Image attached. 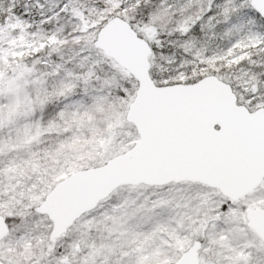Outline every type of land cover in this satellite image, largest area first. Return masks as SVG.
Returning a JSON list of instances; mask_svg holds the SVG:
<instances>
[{"label": "snow or ice", "instance_id": "6c2138e0", "mask_svg": "<svg viewBox=\"0 0 264 264\" xmlns=\"http://www.w3.org/2000/svg\"><path fill=\"white\" fill-rule=\"evenodd\" d=\"M0 264H264V0H0Z\"/></svg>", "mask_w": 264, "mask_h": 264}]
</instances>
